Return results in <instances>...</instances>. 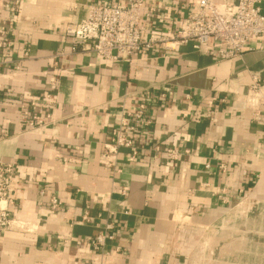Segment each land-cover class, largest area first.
I'll return each instance as SVG.
<instances>
[{
	"label": "crops",
	"instance_id": "obj_1",
	"mask_svg": "<svg viewBox=\"0 0 264 264\" xmlns=\"http://www.w3.org/2000/svg\"><path fill=\"white\" fill-rule=\"evenodd\" d=\"M128 2L0 0V162L15 163L22 226L0 233V264H191L228 216L264 208V37L232 60L191 46L114 64L73 52L69 24L91 5ZM144 2L145 41L176 33L194 10ZM140 105L149 125L135 131V160L119 151L115 174L104 145ZM170 148L189 155L170 161ZM107 225L114 239L95 247Z\"/></svg>",
	"mask_w": 264,
	"mask_h": 264
},
{
	"label": "built area",
	"instance_id": "obj_2",
	"mask_svg": "<svg viewBox=\"0 0 264 264\" xmlns=\"http://www.w3.org/2000/svg\"><path fill=\"white\" fill-rule=\"evenodd\" d=\"M189 1L193 12L185 18L177 32L169 36L145 41L143 21L150 18L154 10L145 13L144 0H129L126 4L108 6L91 5L84 20L66 27V36L73 44V52H90L111 64L131 63L136 52L160 45L170 52L191 46L195 53L215 52L220 60H232L240 58L252 41L264 37V0H223L220 3L214 0ZM18 7L19 1L13 11ZM43 99L51 104L54 98L51 93H47ZM145 109L144 105H140L136 111L123 112L111 133V139L104 145L102 163L115 174L120 171L117 156L121 149L131 152V160H135L138 155L133 136L138 127L149 125L144 117ZM166 154L174 162L188 156L189 152L170 148ZM18 179L15 163L0 162V233L22 228L20 222L11 215L17 200L15 188ZM51 203L53 208L58 207L55 200ZM88 219V216L84 217L85 221ZM106 230L97 238L95 247L104 246L106 239H114L109 233L113 225H107Z\"/></svg>",
	"mask_w": 264,
	"mask_h": 264
},
{
	"label": "rangeland",
	"instance_id": "obj_3",
	"mask_svg": "<svg viewBox=\"0 0 264 264\" xmlns=\"http://www.w3.org/2000/svg\"><path fill=\"white\" fill-rule=\"evenodd\" d=\"M213 235L212 250L191 264H264V208L233 213Z\"/></svg>",
	"mask_w": 264,
	"mask_h": 264
}]
</instances>
